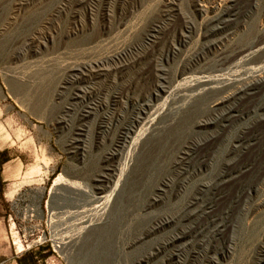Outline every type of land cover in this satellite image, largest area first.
Listing matches in <instances>:
<instances>
[{
  "label": "rangeland",
  "instance_id": "374dc122",
  "mask_svg": "<svg viewBox=\"0 0 264 264\" xmlns=\"http://www.w3.org/2000/svg\"><path fill=\"white\" fill-rule=\"evenodd\" d=\"M214 3L0 0V264H264V0Z\"/></svg>",
  "mask_w": 264,
  "mask_h": 264
},
{
  "label": "bare ground",
  "instance_id": "6f19581e",
  "mask_svg": "<svg viewBox=\"0 0 264 264\" xmlns=\"http://www.w3.org/2000/svg\"><path fill=\"white\" fill-rule=\"evenodd\" d=\"M219 1L220 0H215V8H218V7H221L220 6V4H219ZM233 6V5H232ZM228 9H229V6H228ZM231 9V8H230ZM232 10V9H231ZM234 10V9H233ZM236 13V12H235ZM234 15H236V14H234ZM212 17V16H211ZM210 19V18H209ZM264 43V42H263ZM255 48H257L258 49V54L256 55V56H254V57H251V59H250V61L252 62V64H255V65H262L263 67H264V49L263 50H261L262 48L261 47H255ZM256 52V51H255ZM251 53V52H250ZM257 53V52H256ZM242 54H244V53H242ZM242 54L241 55H239V56H242ZM253 54V53H252ZM231 55V54H230ZM249 55H251V54H249ZM248 55V56H249ZM247 56V55H246ZM245 57V56H244ZM225 58V57H224ZM223 58V59H224ZM228 59V58H227ZM236 60V59H235ZM246 60V59H245ZM216 62V61H215ZM222 62V61H221ZM219 63V62H218ZM230 63V62H229ZM226 64H228V63H226ZM238 64V63H237ZM248 64V63H247ZM218 65V64H217ZM235 65V64H234ZM220 66H221V63H220ZM237 66V65H236ZM254 66V65H253ZM229 67V66H228ZM227 67V68H228ZM233 67H235V66H233ZM231 68V67H230ZM253 68V67H252ZM264 69V68H263ZM263 69H262V71H263ZM215 70V69H214ZM251 70V69H250ZM255 71V70H254ZM257 71V70H256ZM209 72V71H208ZM213 72V71H212ZM221 73V72H220ZM258 73V72H257ZM202 74V73H201ZM210 74V73H209ZM260 74V73H259ZM255 75V74H254ZM204 76H205V74H204ZM209 76V75H208ZM207 77V76H206ZM220 77H222L221 75H220ZM260 77V76H259ZM261 77H262V75H261ZM258 78V77H257ZM201 79V78H200ZM215 79V78H214ZM218 80V79H217ZM216 80V81H217ZM221 80V79H220ZM254 80V79H253ZM206 81V80H205ZM212 81H213V78H212ZM212 81H208V85H211L212 84ZM229 81V80H228ZM231 81V80H230ZM249 81H250V79H249ZM201 82H203V81H201ZM207 82V81H206ZM214 82H215V80H214ZM213 82V83H214ZM222 82V81H221ZM234 83V82H233ZM245 82H243V84H244ZM247 83V82H246ZM261 83H264V78L262 77V79H258V80H254L253 82L251 81V83H249L248 85H246L243 89H238L239 91H237L236 93H234V94H230L231 96H236V95H239V94H242L243 92H247V93H245L246 95H251V96H255L256 95V93H257V89H258V85H260ZM204 84V83H203ZM229 84V83H228ZM236 84V83H235ZM242 84V85H243ZM197 85V84H196ZM225 85V84H224ZM227 85V84H226ZM230 85V84H229ZM238 85H241V84H238ZM204 86H206V85H204ZM233 86V85H232ZM244 86V85H243ZM219 87V86H218ZM241 87V86H240ZM216 88V87H215ZM239 88V87H238ZM196 89H197V87H196ZM233 89V88H232ZM191 90V89H190ZM198 90V89H197ZM200 90V89H199ZM198 90V91H199ZM211 90H214V88H210V86H209V88H208V91L210 92V94H211ZM225 90V89H224ZM229 90V92H230V90L231 89H228ZM234 90V89H233ZM203 91V90H202ZM205 91V90H204ZM264 91V90H263ZM205 92H207V91H205ZM209 92H207L208 94H209ZM215 92V91H214ZM214 92H212V93H214ZM227 92V91H226ZM228 92V93H229ZM194 93V92H193ZM222 93H224V92H222ZM227 93V94H228ZM231 93V92H230ZM233 93V92H232ZM190 94H192V93H190ZM202 94V93H201ZM200 94V95H201ZM204 94V93H203ZM219 94H220V91H219ZM261 94V93H260ZM205 95V94H204ZM193 96V95H192ZM206 96V95H205ZM204 96V97H205ZM217 96V95H216ZM231 96H227L226 95V97H224V98H221V99H216L215 101H213V103H212V107H217V106H219L220 104H222L223 102H225L226 100H228V99H230L231 98ZM250 97V96H249ZM192 98V97H191ZM213 98V97H212ZM217 98V97H216ZM220 98V97H219ZM204 99V98H203ZM242 99V98H241ZM237 100V99H236ZM234 104V103H233ZM209 109V108H208ZM1 116V115H0ZM261 118V117H260ZM229 120H231V119H229ZM7 123H8V121H7ZM224 125V124H223ZM222 125V126H223ZM225 128V127H224ZM175 129V128H174ZM175 130H177V129H175ZM175 134V133H174ZM177 134V133H176ZM0 135H1V137H4V141L3 142H5L6 140H8V139H10V136H9V134L7 133V130L5 129V126L2 124V123H0ZM18 137H20V134L19 133H17L16 134ZM170 136H171V133H170ZM166 137V136H165ZM169 137V136H168ZM173 137V136H172ZM17 138V137H16ZM170 138V137H169ZM179 139V138H178ZM180 139H181V137H180ZM251 140V139H250ZM252 141V140H251ZM200 142V141H199ZM162 143V142H161ZM176 143V142H175ZM13 144V143H12ZM161 146V145H160ZM163 147H164V145H163ZM171 148V147H170ZM161 149H163V148H161ZM151 151V150H150ZM159 152V151H158ZM150 161V160H149ZM204 161V160H203ZM147 168V167H146ZM39 172H40V169L38 168V167H34V168H32L29 172H27L25 175H24V177H23V181L20 183L21 184V186L22 185H24V184H28V183H30V182H32L31 180H32V178H34V175L35 174H39ZM19 188H20V185L18 186V185H14L13 186V188H12V190L10 191V193L8 194V196H9V198H12L17 192H18V190H19ZM252 191V188H250L249 190H248V194H250V192ZM97 200V199H96ZM101 202V201H100ZM97 204V203H96ZM102 205V204H101ZM100 205V206H101ZM99 206V205H98ZM181 234V233H180ZM175 237V236H174ZM189 237H192V235H187V232H185V231H182V234L181 235H176V238H173L171 241L172 242H174V240H176V239H188ZM56 243H58V244H56V246H55V252L57 253H59V254H64V256H66V251H64V247L66 246H64L61 242H56ZM64 246V247H63ZM165 246V245H164ZM176 248V247H175ZM167 249V248H166ZM67 251H68V249H67ZM66 252V253H65ZM158 252H160L159 250H158ZM172 252V251H171ZM179 252H180V250L179 249H177L176 248V250H173V252H172V258L174 257V256H176V254H179ZM67 254H69V253H67Z\"/></svg>",
  "mask_w": 264,
  "mask_h": 264
},
{
  "label": "built area",
  "instance_id": "2783aa9c",
  "mask_svg": "<svg viewBox=\"0 0 264 264\" xmlns=\"http://www.w3.org/2000/svg\"><path fill=\"white\" fill-rule=\"evenodd\" d=\"M38 245H40V246H41V245H43V243H42V242H38Z\"/></svg>",
  "mask_w": 264,
  "mask_h": 264
}]
</instances>
